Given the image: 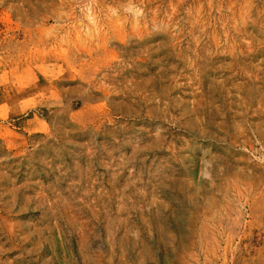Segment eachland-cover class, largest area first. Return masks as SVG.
<instances>
[{
	"label": "rangeland",
	"instance_id": "374dc122",
	"mask_svg": "<svg viewBox=\"0 0 264 264\" xmlns=\"http://www.w3.org/2000/svg\"><path fill=\"white\" fill-rule=\"evenodd\" d=\"M0 264H264V0H0Z\"/></svg>",
	"mask_w": 264,
	"mask_h": 264
}]
</instances>
